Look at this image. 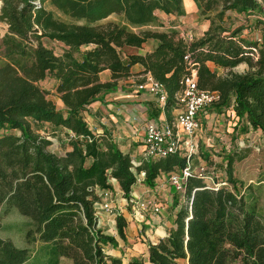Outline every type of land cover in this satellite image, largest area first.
Listing matches in <instances>:
<instances>
[{"label": "trees", "instance_id": "trees-1", "mask_svg": "<svg viewBox=\"0 0 264 264\" xmlns=\"http://www.w3.org/2000/svg\"><path fill=\"white\" fill-rule=\"evenodd\" d=\"M193 1L210 24L202 36L187 40L176 30H133L154 22L155 11L183 15V0H0V218L13 209L25 217L27 243H52L53 252L73 264H122L106 251L117 239L98 228L96 213L109 180H116L128 198L141 174L153 187L161 173L169 176L185 166L177 154L134 165L111 133H97L84 118L87 106L116 89L135 65L162 84L166 105L175 103V94L194 71L199 89L218 93L210 112L231 109L264 134V0ZM227 11L256 16L263 40L242 38L241 28H225ZM111 15L118 20H107ZM42 38L67 49L57 55ZM149 40L155 42L150 51H123L143 48ZM241 63L245 71L232 70ZM211 66L223 68V74ZM105 70L109 79L101 82ZM47 77L55 81L62 108L38 85ZM41 123L64 131V152L50 149L51 140L36 128ZM232 163L228 156L226 180L233 189L207 186L189 174L175 227L157 243H148V263L264 264V221L236 190ZM124 226L123 216H117L120 239ZM27 256V248L0 236V264H23Z\"/></svg>", "mask_w": 264, "mask_h": 264}, {"label": "rangeland", "instance_id": "rangeland-1", "mask_svg": "<svg viewBox=\"0 0 264 264\" xmlns=\"http://www.w3.org/2000/svg\"><path fill=\"white\" fill-rule=\"evenodd\" d=\"M183 5L185 9L183 15H163L157 12V19L154 22L141 27H134L133 30H176L181 37L191 35L192 38L196 39V36L200 32H205L208 28L210 20L199 15L198 8L193 0H183ZM45 7L47 9L50 8L48 3L45 4ZM256 18V16H248L245 13L237 11H227L222 25L229 30L241 28L240 36L242 38L261 42L263 40L262 26H257ZM107 20H118V17L111 15ZM1 27L2 25H0V37L3 33ZM42 42L57 55L67 49L61 42L48 38H42ZM88 47L83 46L81 50H85ZM123 51L127 53L138 52L136 48H125ZM254 52L257 55V50ZM211 67L215 68L219 74H223L224 72L223 68L217 66ZM232 70L243 72L246 70V64L241 63ZM134 74L141 75L142 73L141 70H133L132 75ZM109 75V71L105 75H100V81L102 82L109 78ZM38 85L46 90L48 97L55 103L58 102V106L61 108L59 96L55 92V81L47 77L38 82ZM36 126L41 136L51 140L52 145L50 149L53 152H60L59 147L68 148L66 136L62 131L54 129L48 123H41ZM195 139L197 154L191 158V167L196 168L199 165H204L207 169L206 175L208 176L207 180L209 184L213 182L221 183L222 185L226 184L233 189L232 184L226 180L227 158L231 156L233 158L232 177L235 180L236 190H238L239 194L246 196V200L254 207L256 214L264 221V134L258 129H253L244 118L238 119L231 109L219 114L206 109L202 116L201 127L195 134ZM160 176L164 182H169L168 176L163 173ZM142 178H144L143 174L139 176L137 184H145ZM114 181L116 182V180L111 178L109 180L111 187L106 190V193H102L98 213L101 217L106 214L103 210L106 207L102 205L106 204L108 206L107 211L111 208L110 213L115 214V217L119 215L123 216L124 214L126 216V218L123 216L125 221L123 228L125 237L123 239L117 237L119 242L117 240V244L114 247L108 245L106 251H113V255L120 258L122 264H127L131 260L140 264H150L147 262L148 250L127 249H133L136 246L138 248L137 244L142 242L152 243L146 232L148 231L151 235L155 234L157 228L153 227L150 215H148L146 210H142L143 213L137 212L139 208L137 203L140 201L138 191L136 192L137 194L134 193L135 196L130 195L126 198L122 191L114 186ZM169 183L168 186L170 187ZM177 194L179 193L171 191V198L178 200L177 196L179 195ZM160 200H162L161 197ZM162 203L165 202L162 201ZM145 222L148 223L146 224ZM27 225V219L14 209L3 213L0 218V236L10 239L18 248L28 249V256L23 264H73L71 259L53 252L52 243L38 240L27 243L25 239ZM140 234L143 238L140 237ZM137 238L139 239L137 240Z\"/></svg>", "mask_w": 264, "mask_h": 264}, {"label": "crops", "instance_id": "crops-1", "mask_svg": "<svg viewBox=\"0 0 264 264\" xmlns=\"http://www.w3.org/2000/svg\"><path fill=\"white\" fill-rule=\"evenodd\" d=\"M157 12L160 11H155V15H157ZM160 13L166 15L162 12ZM203 32L204 31L200 32L196 38L200 37ZM154 45L155 42L149 40L144 44L143 48L136 49L138 52L140 51V53H145L146 51H150ZM132 69L139 71L141 70V67L135 65ZM106 73L107 70L103 71L100 75H105ZM146 75L147 74L145 73H142L141 75L134 74L119 79L116 89L104 93L98 100L90 103L84 112V118L92 130L97 133H102L103 130H107L111 133L112 139L119 149L124 153H128L131 156L132 161L134 160L136 162L143 159L142 151L144 148L143 136L145 125L149 122H154L158 125H170L174 122L176 114L180 110L179 106L175 103L162 106L154 95L137 88L136 84H138L139 79ZM108 79L109 78L102 82H105ZM60 104L62 108L63 105L61 101ZM56 105L60 108L58 102ZM66 149L67 148L59 147L60 152H64ZM168 183L164 182L161 179V176H159L155 180V185L153 187L147 186L146 184L136 183L132 187V192L130 194L131 196H135L134 193L137 194L136 192L138 191V196L141 201H148L150 204L161 205L164 207L157 214L151 213V210L146 208V212L150 215L153 227L157 228L155 234L151 235L148 231L146 232V235H149L152 243H157L160 238L167 236L171 229L175 227L176 213L183 203V194H177L179 195L177 196L178 200H173L171 198V191H175L170 183V187L168 186ZM114 186L119 188L116 182L114 183ZM139 186L140 188H138ZM104 192L106 193L107 191L105 190L103 193ZM160 197L162 200H160ZM162 201L165 203H162ZM102 205L108 208L106 204ZM98 209L96 213L98 217V228L102 229L105 234L114 236L118 240L115 233V214L110 213L111 208H109L108 211L104 208L103 210L106 214L101 217L98 213ZM137 212L143 213L140 209H138ZM124 217L126 218V216ZM145 223L147 224L148 222ZM134 227L136 226L134 225ZM134 229L136 230V228ZM140 237L143 238L142 235ZM138 239L139 238H137V240ZM137 245L139 246L138 248L136 246L133 247V249L127 250H148V242L138 243Z\"/></svg>", "mask_w": 264, "mask_h": 264}, {"label": "built area", "instance_id": "built-area-1", "mask_svg": "<svg viewBox=\"0 0 264 264\" xmlns=\"http://www.w3.org/2000/svg\"><path fill=\"white\" fill-rule=\"evenodd\" d=\"M184 38L187 40L194 39L191 35H185ZM184 84V89L174 96L175 104L180 108L174 122L170 125L147 123L144 128V148L142 151L143 159L166 157L171 154H177L185 158V166L178 172H172L168 178L174 191L180 194H183L184 181L191 173L203 178L207 186L217 187L222 185L214 182L209 184L206 167L199 165L192 168L190 162L191 158L197 154L195 134L201 127L202 116L205 110L218 100V93L199 89L196 86L194 71L189 77L185 78ZM137 88L154 95L162 106L166 105L167 94L162 84L154 80L151 75H146L144 81L137 84ZM132 163L136 165L139 162L133 160ZM137 205L140 210L149 208L153 214H157L164 208L161 205L150 204L148 201L141 200L138 201Z\"/></svg>", "mask_w": 264, "mask_h": 264}]
</instances>
